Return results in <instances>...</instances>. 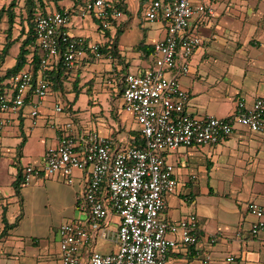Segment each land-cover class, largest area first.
<instances>
[{"label": "crops", "instance_id": "obj_1", "mask_svg": "<svg viewBox=\"0 0 264 264\" xmlns=\"http://www.w3.org/2000/svg\"><path fill=\"white\" fill-rule=\"evenodd\" d=\"M10 1L0 0V7ZM196 1L211 8L214 14H196L191 21V31L200 38V44L190 56L188 74L178 79L188 94L184 111L196 116L229 117L236 112L238 101L249 107L255 98L264 97V0ZM16 2V10L23 7L24 0ZM149 2L124 0L126 13L123 12V17L117 18L104 31L90 14L86 15V24L75 12V20L71 19L68 30L71 35L82 36L91 42L97 37L101 42L96 43L102 45L121 29L117 49L126 64V72L142 73L152 65L153 42L164 37L166 28L165 22L145 19L144 11ZM44 3L46 12L54 10L50 0H44ZM59 3L70 4L67 0ZM131 3L134 12L128 10ZM5 28L3 17L0 38L4 36ZM19 29L20 26L14 24L13 37L19 35ZM141 41L150 54L138 47ZM14 45H17V51L10 55ZM18 48L19 42L10 47L0 66V78L14 65ZM98 59L75 61L65 72L66 79L61 88H49V91H59L62 97L70 93L74 99L84 88L89 95L108 92L110 99L115 92L118 95L122 65L109 54L103 63ZM92 62L95 64H90ZM72 67L77 68L76 72ZM131 67L135 72L130 71ZM83 71H89L91 76H82ZM10 78L0 81V92L9 96L12 94ZM50 97L41 102L34 124L29 103L17 113L3 115L10 122L0 131V264H61L58 228L65 223L62 218L66 217V222L86 224L88 211L82 194L89 168L75 170L71 184L65 183L60 175L43 176L27 185L21 181L23 167L40 166L47 148L57 143L60 128L75 122L61 116L64 109L71 111V105L56 112V97ZM105 112L107 120L98 119L102 128L99 134L108 137L112 132L116 135L114 141L110 140L118 149L134 146L129 141L139 137L134 119L130 122L126 118L122 123L114 109ZM69 131L74 137L86 132L79 126L75 136L71 124ZM34 136L44 138L45 144L42 153L29 155L27 149ZM124 142L126 147H122ZM161 155L173 166L176 186L173 193L165 196V208L160 218L173 223L194 214L198 220L197 242L178 244L168 253L165 264H206L207 261L213 264H264V235L257 239L249 236L253 216L247 211V203L255 201L263 209L264 219V132H252L238 126L219 143L179 147ZM22 158L27 162L22 163ZM105 242L114 248L103 252ZM115 249L114 237L96 236L79 255L87 259L92 250L108 253ZM229 256L233 260L227 262Z\"/></svg>", "mask_w": 264, "mask_h": 264}, {"label": "built area", "instance_id": "obj_2", "mask_svg": "<svg viewBox=\"0 0 264 264\" xmlns=\"http://www.w3.org/2000/svg\"><path fill=\"white\" fill-rule=\"evenodd\" d=\"M117 1L82 0L75 12L80 17L90 14L107 29L122 15L114 6ZM75 12L37 13L34 33L41 55L36 72L21 69L11 75L12 94L0 92V131L10 122L3 115L17 113L26 103L31 107L32 123L36 122L39 106L49 91L53 65L61 62L70 68L89 54L100 57L98 43L73 36L68 30ZM196 14L214 13L196 0H150L144 11L147 21L165 22V35L153 44L150 67L142 73L125 74L121 101L133 114L145 147L118 149L110 138L94 131L74 137L67 123L60 128L57 143L47 148L42 164L23 167V185L54 175L71 184L75 170L89 168L82 194L88 211L86 224L65 222L58 228L61 264H165L168 253L178 244L197 242L198 220L194 214L173 223L160 218L165 196L176 186L173 166L164 160L162 152L219 143L238 126L264 132V97L255 98L249 107L238 101L236 112L229 117L196 116L184 111L188 94L178 79L188 74L190 56L200 44V38L191 31ZM54 110L60 112L62 108L55 104ZM247 211L253 216L249 236L257 239L264 235L263 209L249 201ZM112 213L117 215L118 224L116 231L109 233L103 224ZM96 236L114 237L116 249L108 253L92 250L87 259L81 258V250ZM232 260V256L226 258L227 262Z\"/></svg>", "mask_w": 264, "mask_h": 264}, {"label": "trees", "instance_id": "obj_3", "mask_svg": "<svg viewBox=\"0 0 264 264\" xmlns=\"http://www.w3.org/2000/svg\"><path fill=\"white\" fill-rule=\"evenodd\" d=\"M52 2V7L54 10L59 12H67L69 14H73L77 8L82 5V0H67L70 2L69 5L60 4V0H50ZM115 8L122 13L125 11L124 0H119L114 4ZM18 7L16 0H11L7 4H4L0 7V22L1 19L5 18L6 28L4 29L3 41L0 43V66L4 61L5 56L7 55L10 47L15 43L19 42L18 53L15 57L14 65L7 69L4 75L0 78V81L4 78H8L14 73L24 69L25 65H29L32 72H36L37 63L40 58L41 52L36 44V38L34 33V19L37 13L44 14L45 3L44 0H24L23 7L16 10ZM95 19V18H94ZM96 20V19H95ZM24 22V23H23ZM99 25V29L102 31L98 20H96ZM112 24L115 21L111 22ZM14 24L20 26L19 35L17 37H13V27ZM121 33V29L116 30L114 35L109 38L108 42L100 45L98 48L99 56L101 57L102 53L109 54L117 63L122 65L121 68V78L117 83L118 96L121 97L122 90L124 87L123 78L126 72V64L124 63L122 57L118 53L117 42L118 36ZM140 49L144 51L145 54H150V50L145 48L143 42L141 41L138 45ZM89 57L83 59H96L93 55L89 54ZM98 57V58H100ZM69 68H65L62 66L61 62L56 63L49 70V88L56 89L61 88L62 84L66 79V71ZM75 85V82H74ZM130 143L137 147H145L144 141L139 137L130 138ZM22 148V142L19 144L18 151L20 152ZM20 177L18 174L17 180Z\"/></svg>", "mask_w": 264, "mask_h": 264}, {"label": "rangeland", "instance_id": "obj_4", "mask_svg": "<svg viewBox=\"0 0 264 264\" xmlns=\"http://www.w3.org/2000/svg\"><path fill=\"white\" fill-rule=\"evenodd\" d=\"M135 2H136V0H134V3ZM133 8H134V6L131 3V5H129V7H128V10H130L131 12H134ZM124 13H126V12H124ZM124 13L121 15L122 17L124 15ZM75 17L76 16L74 15L72 17V19L75 20ZM77 17L81 21H83L84 23L87 24V22H88L87 16L80 17L79 13H78ZM0 40L3 41L2 36H1ZM96 41L101 42L100 39H97V37H96ZM96 41H92V42H96ZM153 43H155V42H153ZM16 51H17V45H14L10 50V55L15 54ZM107 56H108L107 53H102V55L98 59V61L101 63L105 62L107 60ZM90 64H95V63L92 62ZM94 67H97V66H94ZM72 69L75 72L77 70L76 67H72ZM130 71L135 72L132 67L130 68ZM83 75H85L86 77H89V76H91V73H89V71H83L82 76ZM111 91L115 92V89H112ZM48 96H51L50 99H53V97L54 98L56 97L57 103L62 108H65L66 105L67 106L71 105V111H67L66 109H64L61 116L66 117L70 120L71 119L75 120L74 123H72V122L70 123L71 124V132L72 131L75 132V136L78 135L77 133H78L79 126L82 127L84 129V131H86V132L92 130V131H96V132L100 133L99 131L102 128H101V124L98 123V119L107 120V115L105 112L106 109H114L116 111L117 116L119 117V119L122 123H124L126 118H128L130 122L133 121V114L123 108L122 101L119 99L118 95H116V92H115V94H113L111 99H110V95L108 92L104 93V94H100V95H95V94L89 95V94L85 93V88L82 89L77 94L75 99L73 98V96L70 93H67L62 97L59 94V91H51V90L48 92V95L46 97H48ZM97 117H99V118H97ZM36 128L38 129V127H36ZM108 137L112 141H114L116 139V135H113L112 132H110V134H108ZM36 139L38 141H36ZM44 144H45L44 138L34 136V140H33L32 144H30L28 149H27V154L35 155L37 153H42L41 149L44 147ZM122 147H126L125 142L122 144ZM25 152H26V150L24 151V153ZM24 153H23V155H24ZM21 162L25 163L27 161H25L22 158ZM1 174H2V172L0 171V175ZM62 219H63L62 220L63 222L64 221L66 222V217H64ZM69 222H71V221H69ZM117 222H118V217L116 215H110L109 218L106 219L104 227L106 230L109 231V233H111V232L114 233L116 231ZM111 248H114V246L110 243L105 242L104 248L102 249V251L105 252V251H107V249H111Z\"/></svg>", "mask_w": 264, "mask_h": 264}]
</instances>
